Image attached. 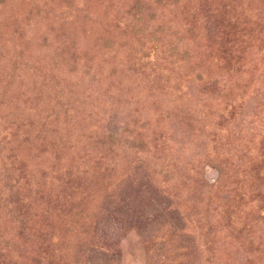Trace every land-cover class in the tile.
Here are the masks:
<instances>
[{"label":"rangeland","instance_id":"rangeland-1","mask_svg":"<svg viewBox=\"0 0 264 264\" xmlns=\"http://www.w3.org/2000/svg\"><path fill=\"white\" fill-rule=\"evenodd\" d=\"M194 1L0 0V130L8 125L13 131L19 120L30 124L16 140L10 133L0 139V251L9 254L10 263L44 264L43 250L50 255L46 264L182 263L179 240L165 224L156 226L149 241L137 226H128V209L107 212V190L114 186L113 194L124 196L128 208L137 202L131 174L145 166L143 137L148 140L149 134L144 131L163 109L157 103L161 93H148L151 75L141 63L154 62L157 51L164 60L169 52H193L192 44L203 35L199 30L189 41L185 14ZM206 2L238 17L232 28L226 24L233 30L226 46L232 43L240 52L239 61L228 71L208 68L220 76L212 88L226 84L236 116L223 123L230 131L219 147L207 140L208 126L217 119L212 115L219 103L216 94L203 98L195 86L192 98L173 102L170 124L178 121V128L187 119L167 136L171 154L182 160L174 162V186L189 205L186 218L194 220L186 226L192 227V236L201 230V242L211 229L208 224L218 228L209 236L215 263L264 264V214H236L244 226L240 223L230 234L226 222L213 220L214 210L218 214L230 195L252 180L253 138L263 134L264 0H200ZM170 70L176 72L175 65ZM27 126L18 127L25 131ZM108 144L116 153L107 165ZM59 158L67 169L78 163V175L85 167L87 173L99 168L96 178H75L73 189L66 180L62 184L60 172L53 183L54 175L43 167ZM12 180H18L13 199H19L9 205L2 191ZM35 183L51 189L50 197L37 199L28 192ZM112 246L116 253L109 256ZM196 251L193 256L200 262Z\"/></svg>","mask_w":264,"mask_h":264},{"label":"trees","instance_id":"trees-1","mask_svg":"<svg viewBox=\"0 0 264 264\" xmlns=\"http://www.w3.org/2000/svg\"><path fill=\"white\" fill-rule=\"evenodd\" d=\"M186 30L190 34V42L194 41L198 31L200 30L203 35H199L196 39V42L192 44L194 47L193 52H188L190 50H182L183 54L176 55L175 53L171 54L169 52V56H167L166 60L163 58V53L157 51V56L154 62H142L146 66V69L150 72L151 78L148 80L147 88L148 93L151 95L154 94V91H157V97L160 96L161 100L157 99V103L159 107H163L157 111V119H155V123L148 124L146 131L149 134L148 140L143 137L145 143V166L140 164L141 167H138L136 170H141L138 173L133 172L132 175V186L135 185L136 190V199L137 202L133 203V206L125 205L126 198L117 197L114 192V186L107 190V201L109 202V207H107V212L114 213L116 208L125 207L128 209V226L136 227L137 230L143 232L144 235L147 236L148 240L151 241L155 238V228L158 224L166 225L168 230H170V234L175 236L179 240L178 245V254H182V259L179 264H217L213 261L212 258V246L214 243L209 240L211 230L217 231L213 224H208L211 226L210 231L204 232V237L206 239H202L199 242V238L201 236V230L196 231L197 236L191 235V230L187 223H192L194 219L186 218V211L189 208V205L185 200H183V193L178 192V188L174 186V162L178 161L182 163V160H177L176 154H171V150L169 147V143L167 136L171 135V131L178 129L181 125L187 124V119H181L172 125L170 121L172 116L174 115L172 112V104L175 100H183L185 101L188 97L192 98L193 94H190L192 88L196 86V91L200 92L203 98L211 97L213 95L214 99L219 103L216 105V110L212 111V115L216 116L217 119L213 120V123L208 126V136L207 138L209 142H215L219 147H223L222 145L223 138L228 136L230 129L224 127L223 123H227L229 121H233L236 113L234 108L236 105L231 104V98H226V84L225 86L221 84V86L217 89L212 88L213 85L220 80V76L217 73H213V69H208L209 67L216 68L218 71H228L229 67H232L237 61H239V53L235 51L236 48L233 47L232 43H229L226 46V42L231 39L232 29H229L226 24L230 25L231 28L234 26V23L237 24L236 18H238L233 12L225 11L223 6L218 3L206 2L200 3V0H195L192 4L187 8L186 14ZM223 35V36H222ZM198 49V50H197ZM188 52V53H187ZM153 63V65H152ZM163 64V67H161ZM176 72H171V68L174 67ZM227 66V67H226ZM163 68V69H160ZM203 70V71H202ZM205 71V72H204ZM205 73V74H204ZM158 74V77L155 79V75ZM191 74V76H190ZM192 77V82H191ZM155 80V81H154ZM192 83H196L194 86H190ZM159 93V94H158ZM225 93V94H222ZM228 95V94H227ZM218 96H221L219 98ZM230 96V95H229ZM200 98V97H199ZM28 99V98H27ZM160 101V102H159ZM56 107L58 106V100ZM161 105V106H160ZM217 112V113H213ZM185 115V113L183 114ZM47 115H45L46 117ZM182 116V115H181ZM186 116V115H185ZM50 117V114L47 116ZM219 117V118H218ZM223 117L224 121L221 119ZM23 122V123H22ZM28 125L24 130L19 129L18 126ZM30 124L24 122L23 120H19L16 125H14V130L12 131L8 125H5L1 128L0 131H4L5 133L0 132L2 136L0 139L4 140L8 133L12 134L14 139L16 140L20 136L27 134ZM219 131L221 134H219ZM259 131L263 134L258 136H254L253 138V151L250 154L249 159L253 160L254 163L252 167L249 166V174L252 177V180L249 181V185L246 187H240V192L238 189L230 195L231 197L228 199L229 201L223 205V208L217 214L215 212V218L213 219L216 224H221L223 222L226 228V231L230 234L234 231V227L243 222H238L237 215L241 213H250V215L259 216V214H264V182H263V173L262 165L264 164V129H259ZM114 131H110L113 133ZM143 133V132H141ZM257 145V147H256ZM59 149H62L63 146L59 145ZM216 152V151H215ZM116 153L115 148L108 144L107 146V165L108 162L111 161V156ZM110 156V157H109ZM100 156L97 157L95 162L96 164L100 163ZM104 158V157H103ZM53 164L46 165L43 167V172H47L48 174H53V183L58 181L59 173L63 175L62 184L66 182L74 189L76 184L73 185V180L75 178L81 179V176L87 174L85 176L96 178L95 174L98 172L99 168H94L93 170L87 173V169L80 170V174L78 175L77 168L81 167L73 163L67 169L63 163L59 164L60 158L55 160ZM71 162V161H70ZM74 162V161H72ZM76 162V161H75ZM87 161L85 160V165ZM250 164V162L248 163ZM247 164V165H248ZM65 166V167H64ZM90 166V162L87 164V167ZM157 168V169H156ZM160 170V174L157 173ZM58 175V176H57ZM130 175V176H131ZM177 177V176H176ZM181 179L184 178L180 176ZM66 180V182H65ZM18 180H12V185L2 191V196L7 197L6 203L9 205L15 203L19 197L14 198L16 193H19L20 188L17 184ZM81 181V180H80ZM80 181L78 186L80 185ZM110 181V180H109ZM184 181V180H183ZM182 180L178 181V183L183 184ZM84 182V180H83ZM263 182V183H262ZM25 184V182H24ZM212 185V184H210ZM209 185V186H210ZM15 186L14 190H11V187ZM21 189L24 185L20 186ZM17 188L19 190H17ZM46 186H40L37 183L34 186H28V192L37 199L44 200L46 197H50L51 189H47ZM176 191V192H174ZM117 192V191H116ZM53 195V194H52ZM55 195H53V200L55 199ZM175 199L177 201L172 204L171 200ZM182 201H181V200ZM48 200H47V202ZM129 203V202H128ZM178 205V206H176ZM235 213V214H234ZM202 219L205 220L204 215L201 213ZM236 217V218H235ZM198 219V218H196ZM195 219V220H196ZM210 223V222H209ZM214 223V222H212ZM240 224V225H242ZM198 226V224H197ZM214 232V231H212ZM190 238L188 239V237ZM152 242V241H151ZM205 245L206 247L203 249H198V246ZM94 246H91V249ZM0 249H2L0 247ZM198 250V255L200 256V262H197L198 259L195 260L193 256V252L196 253ZM43 250L41 254L42 262L45 261L50 255H48L47 251ZM109 256H113L116 251L112 246L109 248ZM44 262V264H46ZM21 263V262H19ZM0 264H14V262L10 263V256L8 253H2L0 251ZM43 264V263H40ZM47 264H52L48 262Z\"/></svg>","mask_w":264,"mask_h":264}]
</instances>
